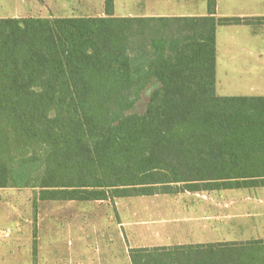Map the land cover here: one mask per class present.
Here are the masks:
<instances>
[{
	"label": "trees",
	"instance_id": "trees-1",
	"mask_svg": "<svg viewBox=\"0 0 264 264\" xmlns=\"http://www.w3.org/2000/svg\"><path fill=\"white\" fill-rule=\"evenodd\" d=\"M105 3L106 16L0 18V188L86 201L264 187V95H220L216 73L218 28L264 17L218 16L217 0L193 17ZM129 255L264 264V238Z\"/></svg>",
	"mask_w": 264,
	"mask_h": 264
},
{
	"label": "rangeland",
	"instance_id": "rangeland-1",
	"mask_svg": "<svg viewBox=\"0 0 264 264\" xmlns=\"http://www.w3.org/2000/svg\"><path fill=\"white\" fill-rule=\"evenodd\" d=\"M10 1L8 13L19 17L46 13L44 0ZM225 36L222 30L219 94H246L243 75L225 67ZM146 108L144 102L136 110ZM192 193L80 201L43 200L39 188H0V264H132L131 248L179 244L184 230L213 231L214 242L264 238V187ZM193 216L194 222L182 220Z\"/></svg>",
	"mask_w": 264,
	"mask_h": 264
},
{
	"label": "crops",
	"instance_id": "crops-1",
	"mask_svg": "<svg viewBox=\"0 0 264 264\" xmlns=\"http://www.w3.org/2000/svg\"><path fill=\"white\" fill-rule=\"evenodd\" d=\"M46 13L41 17H84V16H106L107 9L105 0H44ZM10 0H0V18L19 17V14L8 13L11 11ZM39 3V1H38ZM18 4H22L19 3ZM17 9L20 10L21 6ZM113 13L115 16H200L207 15L208 0H114ZM218 16H239V17H264V0H217ZM34 16V15H33ZM26 17V16H25ZM224 28V29H222ZM225 32L224 50L228 60L225 67L230 68L229 73L243 75L242 87L246 94L237 95H264V21H255L252 24H239L220 26L217 30V92L220 86L218 78L220 55V33ZM238 58V63L233 59ZM239 64V69L236 65ZM234 73V74H235ZM226 95V94H220ZM196 194V193H192ZM205 218V217H203ZM202 220H209L203 219ZM181 219V218H180ZM197 220V217H182L184 221ZM199 219V218H198ZM201 225H212L214 223L205 221L198 222ZM147 224V221H145ZM205 231V230H204ZM182 234V235H181ZM192 236V243L214 242L215 232L213 231H181L178 233L179 244L186 241L180 236ZM147 238V226L145 236ZM131 259V258H130ZM132 262V261H131Z\"/></svg>",
	"mask_w": 264,
	"mask_h": 264
}]
</instances>
